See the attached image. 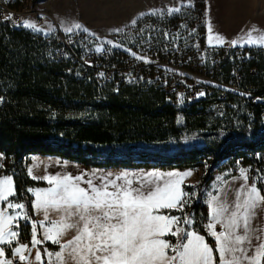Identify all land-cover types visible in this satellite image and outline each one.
Segmentation results:
<instances>
[{
  "label": "trees",
  "instance_id": "obj_1",
  "mask_svg": "<svg viewBox=\"0 0 264 264\" xmlns=\"http://www.w3.org/2000/svg\"><path fill=\"white\" fill-rule=\"evenodd\" d=\"M184 11L172 14L170 23ZM148 19L165 22L162 16ZM60 45L54 35L0 23V152L6 157L0 175H13L17 195L11 199L25 204L36 221L27 189L44 182L27 172L25 157L31 154L57 155L88 168L205 166L196 182L185 185L193 197L183 212L165 211L192 216L193 228L214 245L204 228L209 211L204 195L216 173L228 177L248 167L251 182L255 179L264 190V102L253 105L242 93L220 98L216 88L181 108L170 99L168 85L148 79L125 83L115 92L111 83L69 75L73 61L57 57L54 49ZM224 64L221 73L231 78L235 67L227 60ZM238 86L264 97V55L247 62ZM19 223V240L27 241L30 222ZM38 247L59 245L47 241Z\"/></svg>",
  "mask_w": 264,
  "mask_h": 264
},
{
  "label": "snow or ice",
  "instance_id": "obj_2",
  "mask_svg": "<svg viewBox=\"0 0 264 264\" xmlns=\"http://www.w3.org/2000/svg\"><path fill=\"white\" fill-rule=\"evenodd\" d=\"M180 11V6L172 7L167 9V14ZM149 14H157V10ZM6 19L11 21L12 17ZM132 24L135 25L136 20ZM20 26L42 31L27 20ZM73 28L88 31L78 23L64 30L71 33ZM207 31L210 45L225 43L221 35L213 33L210 22ZM254 31L257 30L248 31L240 40L243 44L264 45V33L253 36ZM229 43L236 46L238 41L233 39ZM136 58L146 61L144 57ZM28 174L33 180L43 179L50 185L47 189H27L35 197L32 208L42 211L44 219L32 220L25 211V204L10 199L17 195L14 180L11 176H0V264H13V259L6 258L2 245L8 246L11 257L18 258L20 264H30L29 245L19 243L13 247V242L20 237L21 220L30 222L31 246L35 249L33 259L39 264H45L44 257L48 258V264H53V257L55 264H264V223H261L264 221V190L257 187L255 179L249 184L245 169L234 178L242 181L238 186L217 189L215 194L209 192L205 200L209 211L204 228L214 245L193 229L194 221L187 214L180 217L165 211L183 212L188 200L181 183L190 172L37 177L29 168ZM260 179L264 181V177ZM50 211L56 212L59 219L50 220ZM68 230L76 234L62 242ZM166 237L176 238V242ZM46 241L59 245L60 250L52 253L44 249L42 257L37 246ZM26 251L29 255H25Z\"/></svg>",
  "mask_w": 264,
  "mask_h": 264
},
{
  "label": "rangeland",
  "instance_id": "obj_3",
  "mask_svg": "<svg viewBox=\"0 0 264 264\" xmlns=\"http://www.w3.org/2000/svg\"><path fill=\"white\" fill-rule=\"evenodd\" d=\"M139 2L140 0H41L39 7L47 10L48 17L39 25L42 31L38 33L61 36L68 44L79 49H123L128 56V67H137L127 83L148 79L160 80L163 84L181 82L194 86L206 84L218 88L228 87L238 81L221 73L220 67H224V60L230 62L241 77L242 69L250 59L264 55V50L261 49L207 47L204 41L203 0H197L193 6L185 8L179 20L171 23L172 15H168L166 11L141 16ZM149 15L162 16L165 22L157 23V20L148 19ZM143 18V24L136 26ZM133 20H136L135 25L132 24ZM31 21L33 23V18ZM77 23L88 31L73 28L71 33L65 32L66 27ZM50 28L52 31H49ZM117 29L121 31H116ZM108 41L112 43L109 44ZM137 56L146 58L147 62L145 59H137ZM216 57L219 58L218 63L213 61ZM147 67H154L152 73H144L143 70ZM171 99L181 108H186L192 102L179 95H172ZM183 117L182 112L178 117L180 122H183ZM46 155L25 157V161L32 160L29 168L37 177H44L43 162L46 158L42 157ZM4 163L6 157L0 152V165ZM203 169L205 166L195 167V174L200 176ZM33 189L41 190L43 187ZM186 194L189 203L193 192L186 191ZM57 250L55 248L50 251L55 253ZM32 255L34 257V253Z\"/></svg>",
  "mask_w": 264,
  "mask_h": 264
},
{
  "label": "crops",
  "instance_id": "obj_4",
  "mask_svg": "<svg viewBox=\"0 0 264 264\" xmlns=\"http://www.w3.org/2000/svg\"><path fill=\"white\" fill-rule=\"evenodd\" d=\"M197 0H140V12L144 14L152 13L153 10H157V13L160 12H167L168 8L177 7L180 6L181 10L185 8H189L193 6L196 3ZM204 2V41L207 47L210 49H218L222 47H226L229 42L233 39H236L238 41L237 45L235 47L241 48V49H264V45H248L243 44V41L240 40V37L247 33L248 31L252 29H256L257 31L253 32V36H257L258 33H264V0H203ZM184 5H190L188 7H184ZM211 23L213 27V33L219 34L225 39V43L223 45H218L215 42L213 44L208 43V31L207 26L208 23ZM38 28H40L39 25H36ZM243 44V46H241ZM38 154V153H37ZM34 156V154H31ZM51 156V157H50ZM42 158H46V160L43 162L44 167V176L46 175H57L62 176L65 174H72V175H79L81 173H86L88 176H91L92 173L103 174L106 172H111L115 174L129 172V173H144V172H155L160 175H165L168 173H176V174H184V173H191V175L186 176L184 180L181 183V187L183 191L186 193L185 185L191 184L193 182H196L199 178L198 175L195 174L194 168H170V169H163L160 167H117V166H109V167H86L83 163L64 159L57 155H46ZM33 159V158H32ZM31 161L27 164V172L29 170V166L31 165ZM5 165V163H4ZM3 165V167H4ZM248 176L249 169L245 168ZM7 176H11L13 178L12 174H6ZM3 176V175H0ZM240 176L239 174L226 176L223 173H216L214 179L210 182L207 190L205 191L204 195V202L208 198V193L213 192L215 194L217 189H223L225 187H236L241 183L238 178ZM14 180V178H13ZM44 182V185L42 186H35V187H43V189H47L50 187V185L43 179H36ZM251 180L249 179V184H251ZM15 184V182H14ZM258 187V186H257ZM34 187H31L33 189ZM259 188V187H258ZM263 194V193H262ZM33 195V194H32ZM11 199V198H10ZM35 197L33 196V200ZM17 203H21L19 201L14 200ZM2 207V206H1ZM20 211V210H18ZM9 213H12V210H8ZM36 221H41L44 219L43 212L40 210H34ZM175 216L182 217L181 214H170ZM49 218L50 220H58L59 215L54 212H49ZM191 218H193L191 216ZM193 220V219H192ZM23 221V220H21ZM20 222V221H19ZM208 223H205V225ZM261 223H264L262 221ZM182 226V225H181ZM193 227V226H192ZM194 229V228H193ZM46 230V229H45ZM219 227L217 228V231H219ZM40 232V229H39ZM200 233V232H199ZM74 230H68L65 232V234L62 237V242L71 240L73 236L75 235ZM203 235L202 233H200ZM31 238H32V231L30 238L27 241H14L13 247L17 246V244H27L29 245V248L31 249L32 254L35 253V249L31 246ZM39 238V237H38ZM167 239H170L166 237ZM172 240V239H171ZM47 242V241H46ZM50 242V241H49ZM174 243V240H172ZM208 242V241H207ZM209 243V242H208ZM210 244V243H209ZM211 245V244H210ZM5 247L6 255L7 252L10 254V249H6L8 247L7 245H2ZM38 247V246H37ZM44 249H47L49 252H52L54 249L45 247ZM44 249L41 250L42 257H44ZM59 251L60 246L57 248ZM52 250V251H50ZM54 253V252H52ZM25 255H29V253L26 251ZM30 258H33V255L30 256ZM45 261H48L47 257H44ZM35 264H39V262H35L34 259H32ZM53 264H55V258L53 257Z\"/></svg>",
  "mask_w": 264,
  "mask_h": 264
},
{
  "label": "built area",
  "instance_id": "obj_5",
  "mask_svg": "<svg viewBox=\"0 0 264 264\" xmlns=\"http://www.w3.org/2000/svg\"><path fill=\"white\" fill-rule=\"evenodd\" d=\"M40 1L0 0V23L20 28L23 21L32 22L31 18H33L34 24L41 25L48 17V13L47 10H44L45 8L39 7ZM8 16L12 17L11 21L6 19ZM55 37L56 42L61 44L54 49L57 57L60 59L70 58L73 61V65L67 73L79 79H94L101 84L105 82L111 83L113 90L118 92L120 87L131 78L132 71L137 68L128 67V56L119 47H101V51L97 52V48L79 49L68 44L61 36L55 35ZM226 47L234 48L235 46H231L229 43ZM213 61L214 63H218L219 58L216 57ZM252 72L256 73L254 69ZM101 73H103L102 76L100 75ZM231 79L238 81V83H233L231 86L222 88L206 84L194 86L181 82L167 83L165 85H168V90L172 95L187 97L190 101L204 98L214 93V90L218 88L221 89L220 98L228 97L229 93H242L246 97V100L251 101L253 105L257 102H264V97L254 95L252 92H246L239 88L240 74L238 71L233 70L231 72ZM200 93H204V95H199ZM261 116L264 117V111L261 112ZM6 258L13 259V264H20L18 258H13L10 254L6 255ZM30 264L35 263L30 261Z\"/></svg>",
  "mask_w": 264,
  "mask_h": 264
}]
</instances>
